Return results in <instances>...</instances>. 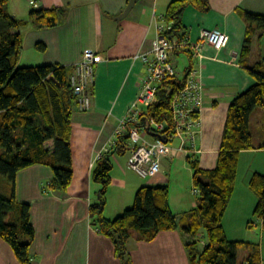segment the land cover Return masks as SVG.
Listing matches in <instances>:
<instances>
[{
	"label": "crops",
	"instance_id": "0c3cea01",
	"mask_svg": "<svg viewBox=\"0 0 264 264\" xmlns=\"http://www.w3.org/2000/svg\"><path fill=\"white\" fill-rule=\"evenodd\" d=\"M171 1L139 0L126 17L120 18L128 0H36L37 8L63 11L58 25L52 29L37 28L30 23L33 10L25 5L28 0L9 1L8 14L28 22L19 29L22 50L18 66L74 67L88 50L96 60L90 108L87 111L76 108L70 119L71 185L65 192L47 191L53 173L39 164L16 175L15 199L30 206L34 229L31 264H120L112 241L97 232L90 218V205L96 202L100 189L91 174L98 157L110 148L118 121L127 115L138 94L145 74L140 57L151 50L157 28L165 24L162 18ZM208 3L210 8L206 12L193 7L185 9L182 14L185 37L190 43H198L202 31L217 29L229 35L227 46L221 51L204 46L202 59L186 49L172 54L176 71L179 59L185 57L188 60L185 70L196 71L204 88L195 151H177L178 142L169 145L168 157L160 161V172L148 179L128 167L129 153L114 156L103 211L107 219H114L130 208L141 187L160 185L167 186L170 209L184 224L196 208L194 171L187 157L197 160L203 170L216 166L230 102L253 84L249 69L264 60V33L253 39L249 56L241 57L247 28L243 13L264 15V0H208ZM38 44L45 46L44 52L37 53ZM34 61L38 64H30ZM249 128L256 149L239 155L236 188L228 207L234 219L231 216L227 220V227H244L249 212L246 208L257 202L248 184L254 173L264 175V107L252 113ZM0 190H8L6 180L0 181ZM189 241L190 237L180 230L164 231L150 242L130 238L127 250L133 264H189L185 250ZM0 264H19L1 238Z\"/></svg>",
	"mask_w": 264,
	"mask_h": 264
},
{
	"label": "trees",
	"instance_id": "16d2710c",
	"mask_svg": "<svg viewBox=\"0 0 264 264\" xmlns=\"http://www.w3.org/2000/svg\"><path fill=\"white\" fill-rule=\"evenodd\" d=\"M9 1L0 0V181L8 182V190H0V238L10 246L19 264H31L34 229L30 206L15 199L16 175L33 165H44L53 173L47 191L68 189L73 179L70 119L78 106L69 83L74 67L18 66L22 50L19 29L28 22L8 14ZM188 7L200 12L210 8L208 0L171 1L162 18L163 27L171 28L163 32L168 41L181 43L186 38L182 14ZM62 14L60 9L38 8L31 12L30 23L37 28L52 29ZM243 16L247 28L241 57L245 59L253 39L261 38L264 33V15L244 12ZM36 49L44 52L45 46L38 44ZM188 70L182 78L164 79L151 105L139 116L137 126L147 129L150 140L160 137L159 131L148 129L150 119L164 125L161 135L167 141L174 134L171 101L183 87ZM249 74L253 84L230 102L215 168L200 169L197 160L187 157L194 171L192 187L196 192V208L184 224L170 209L167 186L160 185L141 187L130 208L114 219L104 217L112 158L128 153V136H118L115 144L97 159L91 176L100 189L96 202L90 205V218L97 232L112 241L120 264H133L127 250L130 238L150 242L160 232L176 230L190 237L185 245L189 264L261 263L259 246L229 240L223 224L236 188L239 155L256 149L249 121L256 109L264 107V60L254 63ZM248 185L257 198L253 214L261 220L264 231V175L254 173ZM240 247L248 251L241 261L237 256Z\"/></svg>",
	"mask_w": 264,
	"mask_h": 264
},
{
	"label": "built area",
	"instance_id": "2783aa9c",
	"mask_svg": "<svg viewBox=\"0 0 264 264\" xmlns=\"http://www.w3.org/2000/svg\"><path fill=\"white\" fill-rule=\"evenodd\" d=\"M28 2L32 7L37 8L36 0H28ZM165 29L169 31L171 28L170 26L157 28V35L152 41L151 50L139 56L144 65L145 74L127 115L118 121V126L114 131V140L111 143V146L114 145L118 136H128V167L143 179L153 178L160 172V161L168 157L169 143L174 139H177L179 143L177 151L193 153L195 136L200 130L204 88L194 70L189 71L184 77L183 87L171 101L174 134L169 138L170 141L161 135L164 131V125L161 123H155L150 119L147 127L159 131L163 139L158 137L150 140L147 129L137 126L139 116L153 102L158 85L168 77L182 78L176 71L172 54L174 51L186 49L195 58L202 59L201 51L204 46L221 51L227 46L230 38L227 33L215 29L202 31L198 43H190L186 38L181 43H172L163 36ZM95 64L94 54L88 50L74 65V72L70 76L69 83L77 98L79 111H87L90 108V90L94 81Z\"/></svg>",
	"mask_w": 264,
	"mask_h": 264
},
{
	"label": "rangeland",
	"instance_id": "374dc122",
	"mask_svg": "<svg viewBox=\"0 0 264 264\" xmlns=\"http://www.w3.org/2000/svg\"><path fill=\"white\" fill-rule=\"evenodd\" d=\"M25 5L30 10L38 9V8L32 7L27 2ZM37 53H40V52H37ZM30 64H38V63L34 61V63H30ZM42 65H46V64H41L37 66H42ZM187 66H188V60L185 57L183 58V56H181V58L178 61L177 71L179 73L184 72ZM179 75H182V74L180 73ZM176 142H178L177 139H174L171 143H169V145H172L173 143H176ZM194 199H196V194H194ZM254 208H255V203L250 209L249 207L246 208V210H249V212H248V219L245 222L244 227H239L237 225H232L230 227H227V220H230V217L232 216V211H230V209H229V212L228 210L226 212L223 224H224L226 236L229 240L234 241V239H236V241H240L243 243L258 245L259 250H260V258H261L260 264H264V231L262 230L261 220L256 215L253 214ZM184 214H182L181 216H184ZM232 219H234V216H232ZM247 253L248 251L245 247H240V249L238 250V255H237L238 260L241 261L247 255Z\"/></svg>",
	"mask_w": 264,
	"mask_h": 264
},
{
	"label": "water",
	"instance_id": "95a60500",
	"mask_svg": "<svg viewBox=\"0 0 264 264\" xmlns=\"http://www.w3.org/2000/svg\"><path fill=\"white\" fill-rule=\"evenodd\" d=\"M139 0H128V3L121 15L120 18H124L127 16V14L130 12V10L134 7V5L138 2ZM160 139H163V137H159Z\"/></svg>",
	"mask_w": 264,
	"mask_h": 264
}]
</instances>
